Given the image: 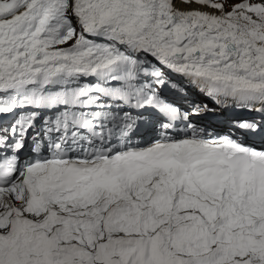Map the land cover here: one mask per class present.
Returning a JSON list of instances; mask_svg holds the SVG:
<instances>
[{"label":"snow or ice","instance_id":"6c2138e0","mask_svg":"<svg viewBox=\"0 0 264 264\" xmlns=\"http://www.w3.org/2000/svg\"><path fill=\"white\" fill-rule=\"evenodd\" d=\"M0 264H264V0H0Z\"/></svg>","mask_w":264,"mask_h":264}]
</instances>
